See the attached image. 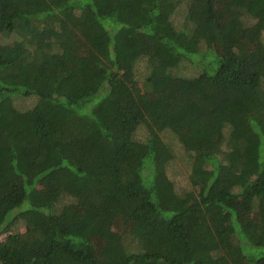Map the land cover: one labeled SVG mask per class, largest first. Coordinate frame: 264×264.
Instances as JSON below:
<instances>
[{
	"label": "trees",
	"instance_id": "1",
	"mask_svg": "<svg viewBox=\"0 0 264 264\" xmlns=\"http://www.w3.org/2000/svg\"><path fill=\"white\" fill-rule=\"evenodd\" d=\"M2 235L0 264H264V0H0Z\"/></svg>",
	"mask_w": 264,
	"mask_h": 264
},
{
	"label": "rangeland",
	"instance_id": "2",
	"mask_svg": "<svg viewBox=\"0 0 264 264\" xmlns=\"http://www.w3.org/2000/svg\"><path fill=\"white\" fill-rule=\"evenodd\" d=\"M78 54L81 56H88L90 55L89 49L87 48V46L84 44L83 41L80 42V45L78 47ZM34 100L30 102V104H33ZM175 151L177 152V154H181L182 153V149L180 146H176L175 147ZM167 173L169 175V177H173L176 180V185L177 187H183V185H185V176L183 174V169L182 167H180V165H172L169 164L167 166ZM17 229V228H16ZM20 231H23L24 228H20ZM5 235H2L0 237V239H4Z\"/></svg>",
	"mask_w": 264,
	"mask_h": 264
}]
</instances>
